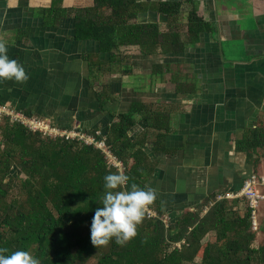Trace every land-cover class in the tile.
Returning a JSON list of instances; mask_svg holds the SVG:
<instances>
[{
    "label": "crops",
    "instance_id": "1",
    "mask_svg": "<svg viewBox=\"0 0 264 264\" xmlns=\"http://www.w3.org/2000/svg\"><path fill=\"white\" fill-rule=\"evenodd\" d=\"M135 1L162 30L159 2H182L183 24L194 8L209 29L180 53L122 46L112 64L97 41L77 39L75 0H0V40L29 75L25 84L0 80V104L100 138L134 103L167 113L158 128L140 118L128 132L147 162L145 186L157 192L151 206L171 224L185 212L203 217L216 194L240 190L264 167L237 150L264 124V0ZM227 202L244 214V201Z\"/></svg>",
    "mask_w": 264,
    "mask_h": 264
},
{
    "label": "trees",
    "instance_id": "2",
    "mask_svg": "<svg viewBox=\"0 0 264 264\" xmlns=\"http://www.w3.org/2000/svg\"><path fill=\"white\" fill-rule=\"evenodd\" d=\"M147 10L135 0H75L76 37L97 41L113 64L121 61L122 46L180 53L209 29L194 8L183 24L182 2L157 3L154 11L163 14L167 30L140 16ZM167 117L134 103L112 123L106 143L130 178L129 190L132 183L146 189L141 174L147 162L136 150L140 142L128 132L140 118L149 128H158L159 120ZM0 134V248H7V254L29 251L41 264H190L198 255L200 264H264V245L253 247L257 232L249 208L241 216L227 201L216 203L203 217L185 212L168 228L160 219L145 216L137 237L126 246L113 239L98 249L91 243L92 219L102 207L104 177L120 170L93 145L44 137L7 121L0 123ZM237 150L257 166L264 158V124L249 129L237 141ZM211 232L214 239L203 243Z\"/></svg>",
    "mask_w": 264,
    "mask_h": 264
},
{
    "label": "clouds",
    "instance_id": "3",
    "mask_svg": "<svg viewBox=\"0 0 264 264\" xmlns=\"http://www.w3.org/2000/svg\"><path fill=\"white\" fill-rule=\"evenodd\" d=\"M0 80L17 84L29 80L23 65L8 56V46L3 40H0ZM129 179L123 171L104 177L102 207L95 210L91 224V243L98 249L109 246L113 239L123 247L136 238L138 226L157 199V192L151 187L145 189L132 183L129 190ZM8 252L7 248H0V264H41L29 251Z\"/></svg>",
    "mask_w": 264,
    "mask_h": 264
},
{
    "label": "built area",
    "instance_id": "4",
    "mask_svg": "<svg viewBox=\"0 0 264 264\" xmlns=\"http://www.w3.org/2000/svg\"><path fill=\"white\" fill-rule=\"evenodd\" d=\"M5 121L11 124L21 125L31 132L40 133L44 137L62 139L66 141H78L87 145H93L102 150L110 164L117 167L120 171L123 170L122 163L113 155L108 147L106 138H100L96 135L87 134L75 127L71 129H62L35 115H27L9 105L0 104V123H4ZM233 200L244 201L246 203V206L250 210L252 230L259 232L260 221L258 211L262 203H264V174L259 172L251 173L243 181L240 190L216 194L210 201L209 206L212 207L218 202ZM207 210L208 208H206L205 213ZM145 216L148 219H160L166 228L171 225L170 218L165 215H160L152 208V206H149V211L145 214ZM176 246L179 248L181 244H177Z\"/></svg>",
    "mask_w": 264,
    "mask_h": 264
},
{
    "label": "rangeland",
    "instance_id": "5",
    "mask_svg": "<svg viewBox=\"0 0 264 264\" xmlns=\"http://www.w3.org/2000/svg\"><path fill=\"white\" fill-rule=\"evenodd\" d=\"M1 134H0V141H1ZM263 153V152H262ZM264 154V153H263ZM264 160V159H263ZM12 169H13V167H12ZM15 169V168H14ZM14 169H13V175L15 174V176H16V174H17V171H14ZM18 169V168H17ZM18 171H19V169H18ZM254 172H259V173H262V174H264V167H259V169L258 170H255ZM14 176V177H15ZM11 177V175L8 177V179ZM20 178L21 179H24L25 177H24V175H21L20 176ZM15 185L16 186H18V180L15 182ZM18 191L17 190H14L13 192H12V194L13 195H16V193H17ZM260 211H258V213L260 212V218H259V221L260 222H262L263 223V225H264V206L261 208L260 207V209H259ZM261 225V224H260ZM261 245H264V229L263 230H261V231H259V232H257V235H256V240L254 241V243H253V247H259V246H261ZM201 263V256H197V258L195 259V261L193 262V263H190V264H200Z\"/></svg>",
    "mask_w": 264,
    "mask_h": 264
}]
</instances>
